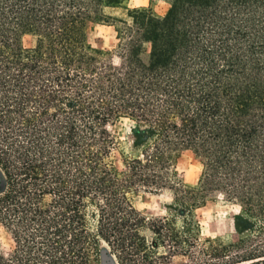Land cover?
I'll return each instance as SVG.
<instances>
[{
	"label": "trees",
	"instance_id": "obj_1",
	"mask_svg": "<svg viewBox=\"0 0 264 264\" xmlns=\"http://www.w3.org/2000/svg\"><path fill=\"white\" fill-rule=\"evenodd\" d=\"M168 1L123 20L106 10L128 0H0V264H95L103 241L117 264H264V0ZM91 22L115 27L113 52ZM139 191H170L178 216H143ZM216 192L242 206L235 242L201 239Z\"/></svg>",
	"mask_w": 264,
	"mask_h": 264
},
{
	"label": "rangeland",
	"instance_id": "obj_2",
	"mask_svg": "<svg viewBox=\"0 0 264 264\" xmlns=\"http://www.w3.org/2000/svg\"><path fill=\"white\" fill-rule=\"evenodd\" d=\"M149 8L156 15L164 16L171 4L168 0H128L127 4L121 8L107 9L106 14L114 18L128 20L129 10L135 8ZM88 39L90 44L98 49L113 52L116 49L118 40L116 29L112 25L91 22L88 27ZM27 48H34L36 39L28 36L24 40ZM118 63L119 59L115 57ZM135 124L126 118L118 119L111 130L116 135L120 146L116 151L118 165L122 166L121 157L123 154L131 155L134 152L133 145ZM203 169V159L191 151L184 152L177 164V171L180 179L189 186H196L200 180ZM136 209L145 217H176L175 203L170 191L152 194L139 191L134 196ZM242 211V206L229 201L222 193L216 192L209 196L204 207L195 212L196 221L200 226L201 239L212 238L221 242H235L240 236L237 228V217ZM180 219V224H183ZM104 241L101 244L100 256L95 264H117L115 257ZM11 249V239L7 231L0 226V251L9 252ZM106 251L109 258L104 260L102 253ZM112 255V256H111Z\"/></svg>",
	"mask_w": 264,
	"mask_h": 264
},
{
	"label": "water",
	"instance_id": "obj_3",
	"mask_svg": "<svg viewBox=\"0 0 264 264\" xmlns=\"http://www.w3.org/2000/svg\"><path fill=\"white\" fill-rule=\"evenodd\" d=\"M111 256H112V255H111ZM102 258H103L104 260H108L109 256H108V254H107L106 251H104V252L102 253Z\"/></svg>",
	"mask_w": 264,
	"mask_h": 264
},
{
	"label": "bare ground",
	"instance_id": "obj_4",
	"mask_svg": "<svg viewBox=\"0 0 264 264\" xmlns=\"http://www.w3.org/2000/svg\"><path fill=\"white\" fill-rule=\"evenodd\" d=\"M104 245H105V243H104Z\"/></svg>",
	"mask_w": 264,
	"mask_h": 264
}]
</instances>
